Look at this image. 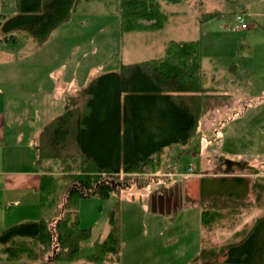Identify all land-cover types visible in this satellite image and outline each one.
Masks as SVG:
<instances>
[{
	"label": "trees",
	"instance_id": "1",
	"mask_svg": "<svg viewBox=\"0 0 264 264\" xmlns=\"http://www.w3.org/2000/svg\"><path fill=\"white\" fill-rule=\"evenodd\" d=\"M102 1L115 4L120 31L133 32L161 29L167 16L160 3L182 0ZM79 2L16 0L15 14H0V41L13 44L28 37L42 45ZM201 47L199 40L169 41L161 57L92 77L67 97L66 108L41 128L34 146V167L41 173L40 205L64 180L61 206L47 220L0 230V260L77 261L82 245L91 237V228L80 226V199L95 196L106 201L115 192L118 198L131 185L142 188L156 179L148 175L155 173L164 149L189 143L198 132L206 100L214 97L203 75ZM221 161L241 168L245 164ZM228 174L201 177L198 200L201 228L229 234H220L223 242L201 248L183 264H264V215L249 217L262 207L264 179ZM204 178L217 179L225 188L231 186L230 191L205 194ZM248 181L252 182L248 195L232 191L234 185L247 189ZM117 204L109 212L110 230L93 243L86 261L118 259L122 242L114 218Z\"/></svg>",
	"mask_w": 264,
	"mask_h": 264
},
{
	"label": "rangeland",
	"instance_id": "2",
	"mask_svg": "<svg viewBox=\"0 0 264 264\" xmlns=\"http://www.w3.org/2000/svg\"><path fill=\"white\" fill-rule=\"evenodd\" d=\"M107 1L111 2L112 0ZM160 4L161 11L167 16V20L164 26L158 30L121 32L120 19L113 2L106 4L102 0H80L70 18L53 31L43 46L38 48L31 38L22 37L23 39L18 47L25 48L22 54L26 55L23 58L30 56L32 62H34V107L37 106L38 108L36 113L34 111V129L43 125L48 118L52 119L60 114L55 111L47 115V112L41 113V110L48 105L50 98L55 102L60 101L58 92L61 91L58 90L64 82H67L63 80L64 78L72 81L68 83V87L70 84L69 89H74V86H77L75 81L79 83V80L86 75L88 78H92L103 73L119 71L121 65L161 57L165 45L169 41L199 40L201 42L202 69L206 86L214 85L215 80L223 81V83L226 80L240 83V81L242 82L240 79L243 78V85H240L243 92L244 88L247 89L251 84H254L255 79L244 73L249 67V62H253V58H263L262 61L256 59V63L264 69V30L260 31V28L264 27V0H182L175 4L168 2H161ZM15 12L16 0H0V14L10 16ZM216 12L219 14L217 15ZM236 13L244 14L247 25L253 23L256 26V29L251 31L255 34L250 38L258 40V48H254L253 52L251 48L248 49L242 45L251 33L247 30L252 27L246 31H232L233 16ZM208 14L210 15L208 16ZM251 44L248 42V45ZM32 49H35V52ZM233 64L240 69L236 76L228 71ZM51 73H53V76ZM258 74L264 78V71ZM260 87L262 88L264 85ZM218 88L221 89V87ZM257 91L259 90L251 87L250 92L256 95L242 97L240 104L235 106L233 111L221 113L220 115L222 121L226 118L229 119L228 125L231 126L228 127L229 130L234 128L236 131L233 130L232 134H228L223 140L227 143L219 145V148L221 149L223 145V148L232 152L229 154L238 156L239 161L245 162V164H248L246 156L250 154L244 152L250 148H261L260 153L264 154V147L260 143L253 142L258 140L263 144L264 141L261 134V132L264 133V127L259 131L257 130L259 126H264V95H257ZM219 93L222 94L223 92L219 91ZM247 97L248 99H246ZM230 99L232 98L227 100L221 98L216 100V103L218 102L217 104L220 106L221 103L229 102ZM245 105L253 107V110H249L241 117L240 113L246 107ZM230 116H234V119H231ZM200 129H198V134ZM255 134V139H253L252 135ZM198 136L196 135V137ZM200 139L193 138L188 144L165 148L160 156V168L158 167L157 171L164 172L168 170V172L173 173L183 170L186 165L192 163L195 172L198 174L203 172L201 155L207 156L208 161L212 158V162L215 164L222 162L221 157L215 158L205 152L202 154L197 153L198 150L200 151L201 146H207L206 143L196 142ZM208 139L210 138L205 137L203 141L207 142ZM260 164L261 174L260 176L255 175L264 179V162L260 161ZM217 169V166L213 168L214 171H217ZM224 169L225 165L218 170ZM235 169L237 172L241 170L239 166ZM228 170L231 171L232 169ZM34 171L39 172L36 167H34ZM243 171L244 175L255 176L252 169L245 167ZM187 174L193 175L194 170L192 169V172H187ZM160 178L162 183L156 184L158 181H153L151 183L153 189L150 192L139 191L138 188L140 187H135L132 198L130 197L131 193H126L123 198L133 203L135 210L143 215L147 211L150 212L151 217H155L154 212L163 216L171 214V223L163 224L161 235L152 233V228L148 226V221L151 222L148 216L144 218V216L137 214L134 218L131 217V220L134 219V224L131 225L129 218L125 216V202L118 204L119 208L115 211V219L119 225L124 253L132 249L139 251L140 255L133 260V264H146V260L151 254L150 249L160 251L165 247L168 249H166V253L162 252V255L163 258L167 256L168 260L171 259L168 264H183L196 254L192 255L194 249L198 248L201 243L204 247L207 245L206 235H209V238L211 236L212 238L215 237L213 244H220L223 242L222 236L226 237L229 234L221 231L222 236L220 237L218 233H210L201 228V202L198 200L199 198L191 200L193 194L191 185L187 183L191 180L189 177L185 179L178 176ZM40 182L41 173L37 189L34 190V216L31 217L32 222L51 218L58 210V205L61 206V200L66 193H63L66 182L64 180L58 181L56 190L49 195L44 206H41L38 189ZM251 183V181L247 182V189L244 188V185H234L232 191L238 195L244 193L248 195ZM230 188L231 186L225 188L218 183L217 179L213 178H204L202 183L203 193L205 194H210V191H215V194H218V192L221 193L225 189L227 193ZM139 199L143 201L141 202L143 205L138 204ZM146 200L149 203L148 207L144 204ZM153 200L155 202L160 201L157 208L153 205ZM118 201L116 193H113L108 201L100 200L95 196L80 199L77 207L80 226L91 228V237L82 245L80 259L73 262H56L54 264H88L82 262V258L91 252L93 243L105 237L109 226V212ZM22 206L25 207V205ZM261 206V209L255 210L249 217L264 215V200H262ZM196 213L199 215V222ZM24 216L27 215L24 214ZM213 244H209V246ZM145 248L149 250L147 255L143 253ZM219 259L221 261L222 257ZM1 261L5 260H0V264H2ZM15 262H19L18 264L27 263L24 260ZM34 264L48 263L39 261L34 262Z\"/></svg>",
	"mask_w": 264,
	"mask_h": 264
},
{
	"label": "crops",
	"instance_id": "3",
	"mask_svg": "<svg viewBox=\"0 0 264 264\" xmlns=\"http://www.w3.org/2000/svg\"><path fill=\"white\" fill-rule=\"evenodd\" d=\"M255 29L256 26L253 23H248V26L245 31L247 30L251 32ZM261 30L263 31L264 27L260 28V31ZM254 34L255 33L251 32L246 42L242 44L248 49L251 48L252 52L254 48H258V40L250 39L254 36ZM2 37L3 34L0 31V39ZM23 38L20 37L17 42L13 44H6L0 41V230L17 223H22L26 221L32 222L31 217L34 216V190L36 191L37 189L40 176L39 172L34 171V146L41 128L45 124H47L48 121L51 119L48 118V120L43 125L38 126L34 129V111L35 113L38 111L37 106L34 107V62H32L30 56L23 58L26 55L22 54L25 48L22 49V47H18ZM248 42L252 44L248 45ZM35 45L38 48L43 46V44L38 45L36 43ZM32 51L35 52V49H32ZM256 59L258 61H262L263 58H253V62H249V67L247 70H245L244 74L250 78L255 79L253 84L254 86L251 84V86H249L248 88L251 90V87H255L256 90H259L257 91V95H264V87H260L264 85V78L258 74L263 72L264 69L261 68L258 63H256ZM258 67L260 68V70ZM229 69L230 70L228 71L233 76L238 75V73L240 72V69L234 64L231 65ZM51 75L53 76V73H51ZM89 79L90 78H88L86 75L84 78L79 80V83L75 81L77 86H74V89H69V87L71 86L69 84L68 87V83L72 81H68L64 78L63 80L67 82H64L58 90L61 91L58 92V99L60 101L55 102L50 98L48 101V105L41 110V113L47 112L46 114L49 115L51 112L53 113L55 111L57 113L63 112V110L66 108L67 97L74 93L77 89L84 87ZM240 80H242V82L240 81V83H237L232 80H226L224 81V83L223 81L215 80L214 85L210 86L212 90L211 95H213L214 97H208V99L206 100L204 106V115L201 119L202 123L200 122L199 124V128H201L200 133L198 134V131L191 138V140L193 138H201L196 142L201 144H207V146H201L200 151L198 150L199 152L197 151V153L202 154L203 152H205L209 155H212V157L214 156L215 158L221 157V160H223L224 158L230 161H234L235 163H245L240 162L238 156L229 154L232 152H229L230 150H226L225 148H223V145L221 146V149L219 148V145L227 143V141L223 142L227 135L232 134L234 131H236V129L234 128L229 130V128L231 127L230 125H228L229 119L226 118L222 121V117H220L221 113H228L233 111L235 109L234 107L240 104L242 97L256 95L250 92L248 88H244V91L242 92L240 85H243V78H241ZM218 87H221V89H219ZM219 91H222L223 93L220 94ZM221 98H224L225 100L229 98L232 99H230L229 102L225 101L224 103H221L220 106H218V102L216 103V100H219ZM246 99H248V97ZM249 110H253V107L246 106L242 110V113H240L241 117H243L245 113H247ZM234 112L236 113V110ZM230 117L231 119H234V116ZM262 127L264 126H259L257 130L259 131ZM261 134L262 139L264 140V133L261 132ZM196 135L199 136L196 137ZM252 136L253 139H255L254 137L256 136V134ZM205 137H208L210 139H208L207 142H204L203 138ZM191 140L189 141V143L191 142ZM253 142L260 143V145L262 146V142H259L258 140H255ZM257 148H250L249 150L244 152L245 154L249 153L250 155L248 156L247 154L246 156V161L248 164H244L243 168L239 166L241 169L240 172L236 171L235 167H238V165L236 164H229L227 161L215 164L214 162H212V158H210V160L208 161L207 156L201 155V168L203 172H199L198 174L195 172V167L192 163L186 165L181 171L171 170L175 171L173 173L168 172V170L164 172H158L157 169L158 167L160 168V157L159 161L156 163L157 167L155 173L149 174L148 176L155 177L156 179H154L153 181H158L156 184L162 183L160 177L178 176L179 178L184 179L189 177L191 180L187 183L190 184L192 188L193 198H191V200H197L199 198L201 177L214 176L218 174L221 175V173L224 172L229 173L228 176L244 175L243 169L245 167L252 169L254 171L253 175L256 174L260 176V161L264 162V154L260 153V151H262L261 148ZM224 165V170H218ZM228 165L229 167H233L229 168ZM216 166L218 169L217 171H214L213 168H215ZM188 167H191L194 170L193 175L187 174L186 171ZM228 169L232 170L229 171ZM151 185L152 184L150 183L146 187L138 188V190L150 192V190L153 189ZM135 187L137 186L131 185L130 187L122 190L118 196V204L125 202V216L129 218L131 225L134 224V219L131 220V217L134 218V216L137 214L141 215L142 217L144 216V218L145 216H148V218L151 219V222L148 221V226L152 228V233H158V235H161L163 233V224L171 223V214H169V216L168 214L166 216H163L154 212L155 217H151V214L148 211L145 215L139 213L137 210H135L133 203L128 202L125 198H123L126 193H131L130 197L132 198V192ZM211 192L215 193V191H210V193ZM148 200L144 202L146 207L149 206ZM141 202L143 201L139 199L138 204L140 203L141 205H143ZM153 203L156 205V208L160 205V201H154ZM115 204L112 206L111 210L113 208L115 209ZM166 204L168 205L169 203ZM22 205H25V207ZM117 208L119 207L117 206ZM162 213L164 214V212ZM24 214L27 216H24ZM196 218L199 222V215L197 213ZM109 230L110 226H108L107 228V233ZM206 236L207 245L205 247L215 242L214 236L213 238L212 236L209 238V235ZM203 247L204 246H202L201 243L198 248L194 249V253L192 255H194L195 253L197 254L199 250ZM166 249L168 248L165 247L160 251L150 249L151 254L148 260H146V264H168L171 259L168 260L167 256L166 258H163L162 255V252L166 253ZM148 252L149 250L146 248L143 250V253L145 255H147ZM91 253L92 250L86 256ZM139 255V251L134 249L127 250V253H124L122 247L118 259L114 262L93 263L86 261L84 259V257L86 256L82 258V262L88 264H133V260ZM1 262L2 264L19 263L6 261ZM25 264H34V262H27Z\"/></svg>",
	"mask_w": 264,
	"mask_h": 264
},
{
	"label": "built area",
	"instance_id": "4",
	"mask_svg": "<svg viewBox=\"0 0 264 264\" xmlns=\"http://www.w3.org/2000/svg\"><path fill=\"white\" fill-rule=\"evenodd\" d=\"M233 21H234V25L232 27L233 32L245 30L247 28V22H246L244 14L242 13L234 14ZM263 147H264V142H263ZM188 172L189 173L192 172L191 167L188 169Z\"/></svg>",
	"mask_w": 264,
	"mask_h": 264
}]
</instances>
